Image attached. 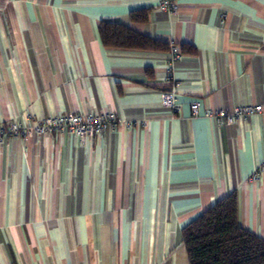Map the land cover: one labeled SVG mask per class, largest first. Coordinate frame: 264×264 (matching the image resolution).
Returning <instances> with one entry per match:
<instances>
[{
	"label": "crops",
	"instance_id": "0c3cea01",
	"mask_svg": "<svg viewBox=\"0 0 264 264\" xmlns=\"http://www.w3.org/2000/svg\"><path fill=\"white\" fill-rule=\"evenodd\" d=\"M176 2L170 15L158 0H0V126L117 119L100 136L4 139L0 264H189L182 229L231 193L238 224L264 239V171L250 180L264 113L201 116L264 106V0ZM103 22L181 48L179 113L160 98L169 49L105 46Z\"/></svg>",
	"mask_w": 264,
	"mask_h": 264
},
{
	"label": "trees",
	"instance_id": "16d2710c",
	"mask_svg": "<svg viewBox=\"0 0 264 264\" xmlns=\"http://www.w3.org/2000/svg\"><path fill=\"white\" fill-rule=\"evenodd\" d=\"M132 18L139 17L132 14ZM98 30L105 46L149 51H166L170 47L118 23L103 22ZM181 239L189 264H264V239L238 224L234 193L188 223L181 231Z\"/></svg>",
	"mask_w": 264,
	"mask_h": 264
},
{
	"label": "built area",
	"instance_id": "2783aa9c",
	"mask_svg": "<svg viewBox=\"0 0 264 264\" xmlns=\"http://www.w3.org/2000/svg\"><path fill=\"white\" fill-rule=\"evenodd\" d=\"M157 7L160 11L167 12L170 15L177 14L176 0H158ZM181 57V48L177 45H170L169 60L167 63V82L172 88L170 91L162 92L160 98L162 106L169 109L173 115L179 113L180 108L177 105V83L172 75V65L175 61L180 60ZM190 111L192 117L199 116V104L197 102L191 103ZM260 113H264V106L247 105L236 107L231 111L205 110L201 116L208 120H214L218 124L224 123L226 125H232L239 119ZM116 123L117 119L112 112L91 116H81L78 114L55 115L41 121H34L31 118H27L23 124L10 123L0 126V144L4 139L8 138L25 139L33 135L47 136L54 133H64L80 139L100 136L107 126L114 127ZM262 171H264V163L251 176L250 180L257 178Z\"/></svg>",
	"mask_w": 264,
	"mask_h": 264
}]
</instances>
